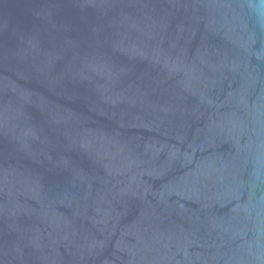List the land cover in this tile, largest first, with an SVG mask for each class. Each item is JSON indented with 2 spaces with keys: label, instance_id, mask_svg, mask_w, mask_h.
<instances>
[{
  "label": "water",
  "instance_id": "obj_1",
  "mask_svg": "<svg viewBox=\"0 0 264 264\" xmlns=\"http://www.w3.org/2000/svg\"><path fill=\"white\" fill-rule=\"evenodd\" d=\"M0 264H264V3L0 0Z\"/></svg>",
  "mask_w": 264,
  "mask_h": 264
},
{
  "label": "clouds",
  "instance_id": "obj_2",
  "mask_svg": "<svg viewBox=\"0 0 264 264\" xmlns=\"http://www.w3.org/2000/svg\"><path fill=\"white\" fill-rule=\"evenodd\" d=\"M261 3H264V0H261Z\"/></svg>",
  "mask_w": 264,
  "mask_h": 264
}]
</instances>
